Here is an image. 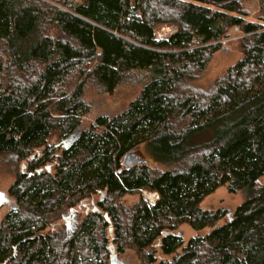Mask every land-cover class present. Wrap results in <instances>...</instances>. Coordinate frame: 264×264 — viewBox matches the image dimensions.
Here are the masks:
<instances>
[{
    "label": "trees",
    "instance_id": "16d2710c",
    "mask_svg": "<svg viewBox=\"0 0 264 264\" xmlns=\"http://www.w3.org/2000/svg\"><path fill=\"white\" fill-rule=\"evenodd\" d=\"M246 1L0 0V155L19 167L0 264H111L113 250L264 264V0L255 21ZM232 30L242 58L204 90L195 81ZM130 80L142 89L122 114L78 128L88 85L113 94ZM224 186L244 196L234 213L203 209ZM144 191L155 204H124ZM183 225L196 232L186 246Z\"/></svg>",
    "mask_w": 264,
    "mask_h": 264
},
{
    "label": "rangeland",
    "instance_id": "374dc122",
    "mask_svg": "<svg viewBox=\"0 0 264 264\" xmlns=\"http://www.w3.org/2000/svg\"><path fill=\"white\" fill-rule=\"evenodd\" d=\"M244 9L246 13L245 18L247 20L255 21L257 19L259 14V3L257 0H247L244 3ZM173 32H175V30L172 27L165 26L158 31V37L163 39ZM231 34L232 35L229 40H227L221 49L216 54H214L207 69L201 74L198 80L195 81L196 85L202 87L204 90L208 89L217 78L223 76L230 67L235 65L242 58L239 43L243 38V35L236 30H232ZM141 89V84L135 82L134 80H130L121 84L113 94H106L100 91L97 87L91 84L88 85L85 92V101L89 106V111L87 114L81 117V122L78 128L86 130L89 129L99 117H107L112 119L122 114L139 96ZM142 153L145 155L146 159H149V155L145 148L142 149ZM18 169L19 167H16L9 156L0 155V192H3L7 195L9 189L16 181V172ZM141 196L150 203L149 200H152L154 194L144 191L142 195H127L123 197L122 200L126 206L132 205L137 202ZM243 199L244 196L242 193L232 194L229 192L228 188L224 186L216 193L207 197L202 203V208L205 210L214 211L222 209L224 211L234 213L236 208L243 202ZM91 202H93L91 199L87 202L90 205L89 209H92L93 207ZM15 208V201L8 197V202L3 204L0 208V223L4 216ZM85 211V209L78 210V221L76 222L74 220L72 222L69 232H73L76 228V225L83 220L86 213ZM218 224H223V221H220ZM180 231L183 234L184 246H186L191 238L196 235V232L188 225H183L180 228ZM114 251L115 250H113V254H116ZM181 251L182 249H180V252ZM116 255L118 256L117 261L121 262L122 264H140L139 257L133 251H127L125 254Z\"/></svg>",
    "mask_w": 264,
    "mask_h": 264
},
{
    "label": "water",
    "instance_id": "95a60500",
    "mask_svg": "<svg viewBox=\"0 0 264 264\" xmlns=\"http://www.w3.org/2000/svg\"><path fill=\"white\" fill-rule=\"evenodd\" d=\"M141 160H133L132 159V157L131 156H129L128 158H127V161L125 162V166L126 167H130V166H132L134 163H137V162H140ZM8 202V197H7V195L5 194V193H3V192H0V208L2 207V205L3 204H5V203H7ZM72 214L70 213L69 215H65L64 217H63V221L61 222V223H65V225L67 226V228H68V231L70 230V228H71V219H70V216H71ZM112 231V230H111ZM164 236H166L167 234L166 233H164L163 234ZM117 258H118V256L116 255V254H113L112 256H111V264H122L121 262H119V261H117Z\"/></svg>",
    "mask_w": 264,
    "mask_h": 264
},
{
    "label": "flooded vegetation",
    "instance_id": "af4514ba",
    "mask_svg": "<svg viewBox=\"0 0 264 264\" xmlns=\"http://www.w3.org/2000/svg\"><path fill=\"white\" fill-rule=\"evenodd\" d=\"M93 203H94V201H93ZM71 216H70V219H71V225L70 226H72V222L75 220L76 222L78 221V216H77V214L74 212V211H72L71 212ZM76 218V219H75Z\"/></svg>",
    "mask_w": 264,
    "mask_h": 264
},
{
    "label": "built area",
    "instance_id": "2783aa9c",
    "mask_svg": "<svg viewBox=\"0 0 264 264\" xmlns=\"http://www.w3.org/2000/svg\"><path fill=\"white\" fill-rule=\"evenodd\" d=\"M158 199H159L158 194H154V196L152 197V200L151 199L149 200L150 204H155Z\"/></svg>",
    "mask_w": 264,
    "mask_h": 264
},
{
    "label": "bare ground",
    "instance_id": "6f19581e",
    "mask_svg": "<svg viewBox=\"0 0 264 264\" xmlns=\"http://www.w3.org/2000/svg\"><path fill=\"white\" fill-rule=\"evenodd\" d=\"M134 153V152H133Z\"/></svg>",
    "mask_w": 264,
    "mask_h": 264
}]
</instances>
